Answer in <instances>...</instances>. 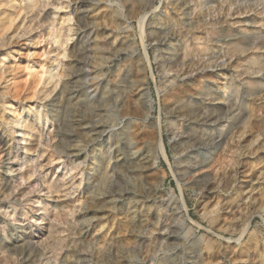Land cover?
I'll use <instances>...</instances> for the list:
<instances>
[{"label": "rangeland", "instance_id": "rangeland-1", "mask_svg": "<svg viewBox=\"0 0 264 264\" xmlns=\"http://www.w3.org/2000/svg\"><path fill=\"white\" fill-rule=\"evenodd\" d=\"M46 12L34 40L5 44L19 41L43 79L55 72L39 104L72 168L71 214L54 242L15 231L10 210L0 264H264V0H63ZM7 149L0 139V187Z\"/></svg>", "mask_w": 264, "mask_h": 264}, {"label": "bare ground", "instance_id": "bare-ground-1", "mask_svg": "<svg viewBox=\"0 0 264 264\" xmlns=\"http://www.w3.org/2000/svg\"><path fill=\"white\" fill-rule=\"evenodd\" d=\"M62 1L0 0V66L8 69L5 73L7 79L0 78V87H2L0 91V139L8 144L2 166L5 183L0 187V230L5 232L12 226L7 219L11 210L16 213V221L19 223L14 227L15 231L28 226L33 232H37L38 229L43 233L42 235L46 236V239L54 242L60 240L57 231L61 224L58 220L67 219L71 214L67 198L69 189L67 180L69 176H72V168L71 170L68 168L63 156L58 154L53 147L50 131L47 130V127L50 128L51 118L39 104L40 101L49 98L56 89L55 72L47 71L43 79L38 74L34 63H29L28 66L22 65V45L19 41H14L10 45L5 44V36L9 35L12 38L24 34L34 40L35 34L32 31L36 26L42 27L46 24L51 15V12L45 14L43 12L50 4L58 8ZM132 1L136 2V0ZM21 14L23 15L19 22L15 23ZM27 18L28 22L25 23ZM70 19L71 15L64 12L59 32H62L65 23ZM63 37H66L65 43H68L70 33H67V30L64 31ZM237 46L233 44L231 47L236 48ZM62 51L64 50L59 53ZM69 53L68 69L62 71V74L68 78L65 87L70 83V71L77 63L78 56L75 50H70ZM11 60H18V62L12 64ZM124 67L128 86L132 89L138 81L130 78L132 64L127 58L124 60ZM24 70L29 76L25 83L20 80ZM42 81V88L36 91ZM200 89L202 88L198 90ZM31 93L33 97L37 96L36 100L39 101L33 100L31 103L28 100L25 101ZM102 100H107V95L102 96ZM61 132L64 133L61 139L64 142L69 134L64 130ZM38 150L41 151V162L36 159ZM138 160L145 168L143 169L145 172L150 173L155 168L149 156H143ZM38 166L41 169L39 173H37ZM57 168L62 169V172L57 171ZM32 178L37 182V187L33 192L26 186V182ZM245 252V249H241V254Z\"/></svg>", "mask_w": 264, "mask_h": 264}]
</instances>
